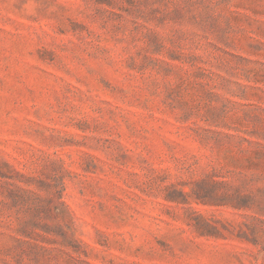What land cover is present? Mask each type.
Masks as SVG:
<instances>
[{"label": "rangeland", "instance_id": "obj_1", "mask_svg": "<svg viewBox=\"0 0 264 264\" xmlns=\"http://www.w3.org/2000/svg\"><path fill=\"white\" fill-rule=\"evenodd\" d=\"M0 264H264V0H0Z\"/></svg>", "mask_w": 264, "mask_h": 264}]
</instances>
